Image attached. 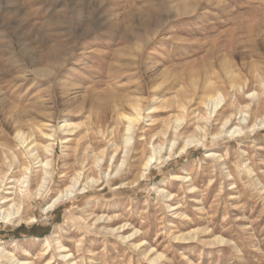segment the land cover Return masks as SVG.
<instances>
[{"label": "rangeland", "instance_id": "rangeland-1", "mask_svg": "<svg viewBox=\"0 0 264 264\" xmlns=\"http://www.w3.org/2000/svg\"><path fill=\"white\" fill-rule=\"evenodd\" d=\"M212 85L225 101L204 121ZM263 110L264 0H0V194L25 218L0 220V246L28 264H264Z\"/></svg>", "mask_w": 264, "mask_h": 264}, {"label": "bare ground", "instance_id": "bare-ground-1", "mask_svg": "<svg viewBox=\"0 0 264 264\" xmlns=\"http://www.w3.org/2000/svg\"><path fill=\"white\" fill-rule=\"evenodd\" d=\"M228 76H229V78H230V82L232 83V82H234V77L232 76V74L231 73H228ZM208 84H209V81H208ZM227 90V89H226ZM225 90V91H226ZM245 94V93H244ZM203 98V97H202ZM232 98V97H231ZM231 100V99H230ZM223 101H225V96L223 95V92L220 90V88H218V87H216V86H214V85H212V86H208V88H207V90H206V92H205V101H204V103H203V105L205 104V106L207 105V106H210L211 107V109H210V113H208V118L207 119H204V121L205 120H210V119H212V117H213V115L214 114H218V112H219V108H220V106H221V104L223 103ZM232 101V100H231ZM230 101V102H231ZM228 103V102H227ZM129 104L131 105V107L133 108V110H132V114L131 115H124V117H125V119L128 121V132H131V131H133V129L140 123V121H141V119H142V110H141V102L139 101V100H130V102H129ZM237 104V103H236ZM183 105V104H182ZM230 105V104H229ZM262 105H263V103H262ZM184 107H185V105H183ZM186 108V107H185ZM184 108V109H185ZM237 108V107H236ZM242 108V107H241ZM250 108V107H249ZM257 108V107H256ZM186 110V109H185ZM239 111V110H238ZM237 111V112H238ZM258 111V110H257ZM264 111V110H263ZM252 113V112H251ZM256 113V112H255ZM196 114V113H195ZM253 114V113H252ZM258 114H259V112H258ZM190 115V114H189ZM217 116V115H216ZM231 116V115H230ZM257 116V115H256ZM203 118V117H202ZM224 118V117H223ZM252 118H253V116H252ZM235 119H236V117H235ZM259 119V118H258ZM220 120V119H219ZM237 120V119H236ZM179 120H177V125L176 126H174V128H175V132H177V131H179V129L181 128V126H180V122H182V121H180V122H178ZM224 121V120H223ZM218 122V121H217ZM178 123H179V125H178ZM230 123V119H226L225 120V123L223 124V128H228L227 126H228V124ZM220 124H221V122H220ZM236 125V124H235ZM179 126H180V128H179ZM233 126V125H232ZM231 126V127H232ZM61 127V129L63 130V131H67V132H69V128H71V125L67 122V121H64L63 123H62V125L60 126ZM256 127V126H255ZM232 128H234V127H232ZM244 128V127H243ZM184 129V128H183ZM229 129V128H228ZM250 129V128H249ZM252 129V128H251ZM182 130V129H181ZM199 130H203L205 133H206V131L203 129V128H199ZM198 130V131H199ZM222 130H224V129H222ZM241 128H235V129H233V130H228L227 132H226V135L228 134H230L231 136H236V134L238 135V134H240L241 133ZM250 131V130H249ZM252 131H253V129H252ZM218 134V133H217ZM179 135H182V133L181 134H179ZM223 135V134H222ZM16 136L18 137V139H20V141L22 140V144L23 143H26L27 142V136H26V134H25V132H23L21 129H16ZM216 136V135H215ZM219 136H220V134H219ZM234 136V137H235ZM181 137V136H180ZM193 137V136H192ZM195 137V136H194ZM205 137V136H204ZM200 138H202V137H200ZM227 138V137H226ZM197 139H198V137H197ZM29 140H30V138H29ZM134 139H133V137L132 136H127L126 138H125V142H126V144H130L132 141H133ZM200 143V140L198 139L197 141H195V140H193V139H190V140H188L187 141V144L182 148V149H180L181 151H180V154H183V153H185L186 151H188L191 147H193V146H195V144H199ZM172 146H171V148H170V151H173V149H174V146H175V143H172L171 144ZM35 146H34V144L32 145V143H31V145H29V148H28V146H27V152H28V150H29V152L31 153V154H33L34 155V158H35V160L36 161H39V157L37 156V154L35 153V150L33 149ZM36 148V147H35ZM48 153H52L53 152V149H52V147L49 145V146H46L45 148H44ZM162 149L163 148H161V147H158L157 149H155L154 150V153H153V155L149 158V159H147V161H146V163L143 165V169H142V172H141V174H140V176H139V180L140 181H143L145 178H146V176L148 175V173L151 171V169L154 167V165H157L158 163H159V165L160 164H162L161 163V161H162V157H161V154H162ZM167 151V150H166ZM179 153V152H178ZM167 154V153H166ZM170 157H171V153H169V156L166 158V160H169L170 159ZM38 163V162H37ZM40 163V162H39ZM38 163V164H39ZM42 166L41 167H44L43 169H45L44 171H45V173H44V175L46 174V176H48L49 174H50V172H48L47 171V169L50 167V163L47 161V162H45V163H43L42 162V164H41ZM125 165H126V159L122 162V164H121V167H119L120 168V170L123 168V167H125ZM30 168V167H29ZM28 169V168H27ZM120 170H118L119 172H120ZM29 172V171H28ZM43 172V171H42ZM118 172V173H119ZM117 175V174H116ZM13 175H11L10 177L11 178H13L12 177ZM45 176V177H46ZM177 176V175H176ZM178 177V176H177ZM0 179H2V178H0ZM7 179V178H6ZM14 179V178H13ZM27 179V178H26ZM43 179V178H42ZM184 180H189V178H183ZM15 180V179H14ZM20 181H23V180H20ZM43 181V180H42ZM6 182V181H5ZM9 182V181H8ZM7 182V183H8ZM16 182V181H15ZM41 182V181H40ZM45 182H46V180H45ZM45 182H41V183H43V185L41 186V189L44 187V183ZM91 182H93V181H91ZM11 183H13V182H11ZM17 183V182H16ZM26 183V182H25ZM9 184V183H8ZM8 184H6L5 186H7ZM21 184H22V182H21ZM80 184V182L78 181V180H75L74 181V184L72 185V186H70L69 188H67L63 193H61V195L57 198V199H55L51 204H49L48 206H46L45 208H44V211H43V213L44 214H47V213H50V212H52V211H55V209H56V207H57V205L60 203V201H62L63 199H65V198H69V197H71V198H73L72 196H75V194H76V192L78 193L79 191L81 192L82 191V193H84L85 191H86V185H84V187L82 188V185L80 184V188L78 189V190H76V188H77V186ZM4 186V187H5ZM18 186H19V184H18ZM22 186V185H21ZM40 186V185H39ZM38 186V187H39ZM3 187V186H2ZM16 188H18V187H16ZM81 188H82V190H81ZM4 189V188H3ZM40 189V190H41ZM6 190V189H5ZM34 190V189H33ZM39 190V191H40ZM161 190V189H160ZM11 191V190H10ZM18 191V190H17ZM20 191V190H19ZM43 191V190H42ZM1 193V192H0ZM14 193V192H13ZM19 193V192H18ZM37 193V192H36ZM161 193H163V194H165V192L164 191H161ZM8 194V193H7ZM33 194H34V192H33ZM38 194V193H37ZM42 194V193H41ZM167 194V193H166ZM1 195H3V194H0V220L2 221V223L3 224H11V223H14L13 225H16V226H20L23 222H24V220H25V218H24V214H22L23 212L21 211V207L20 206H18L17 205V202L18 201H16V199L18 198V197H20L19 195H17L16 196V199L15 198H12V199H10V197H6V196H1ZM6 195V194H5ZM13 195V194H12ZM16 195V194H15ZM14 195V196H15ZM169 195V194H168ZM8 196V195H7ZM24 196V195H23ZM163 196V195H162ZM25 197V196H24ZM37 197V196H36ZM23 198V197H22ZM38 198V197H37ZM40 198V197H39ZM42 198V197H41ZM24 201H26V199H23ZM27 202V201H26ZM9 205V208L8 209H5V207L6 206H8ZM26 207V206H25ZM167 207H169V206H167ZM179 207V206H178ZM22 209H23V206H22ZM25 213V212H24ZM102 220V219H101ZM30 221H32V222H35L36 221V219H32V220H29V222ZM26 224V223H25ZM126 226V225H125ZM122 227V226H121ZM118 228V227H117ZM124 227H122V228H118V229H113L112 231H120L121 229H123ZM127 228V227H126ZM125 228V229H126ZM207 230H209L208 228H207ZM204 231H206V229L204 230ZM122 232V231H121ZM135 232V231H134ZM196 232V231H195ZM209 232H210V230H209ZM194 233V232H193ZM200 233V232H199ZM206 233V232H205ZM207 233H208V231H207ZM115 234V233H114ZM136 234V233H135ZM198 234V233H197ZM197 234H195V235H197ZM203 234V233H202ZM184 235V234H183ZM134 235H131V236H127V237H124V236H121L123 239H129V238H131V237H133ZM198 236V235H197ZM210 236V235H209ZM196 237V236H195ZM181 238V237H180ZM194 238V237H193ZM219 238V237H218ZM221 238V237H220ZM192 238H191V236L189 237V236H184V241H188V240H191ZM130 240V239H129ZM181 241L180 239H177V241ZM195 240V239H194ZM207 240V239H206ZM205 240V241H206ZM216 240V239H215ZM219 240V239H218ZM136 241V240H135ZM183 241V240H182ZM181 241V242H182ZM193 241V240H192ZM139 242V241H138ZM189 242V241H188ZM199 242V241H198ZM219 242V241H218ZM221 242V241H220ZM219 242V243H220ZM226 241H224L223 243H225ZM137 243V242H136ZM205 243V242H204ZM208 243H210V241H208ZM212 243V242H211ZM214 243L215 242H213L212 244L214 245ZM223 243H222V245H223ZM59 244V246H58V250H59V252L62 254V253H64V251H65V247L63 246V245H60V243H58ZM135 244V243H134ZM144 244V243H143ZM185 244V243H184ZM142 244L140 243V244H135V247L136 248H138V247H140ZM189 245V244H188ZM210 245V244H209ZM134 247V246H133ZM47 248L49 249L50 247L49 246H47ZM236 248V247H235ZM146 251H148V250H146ZM30 253V252H29ZM145 255V254H144ZM71 255L70 254H67V255H63L62 254V257L64 258V259H67V258H69ZM153 257H155V256H153ZM160 257V256H159ZM159 257H156V258H154L153 259V261H158L159 260ZM148 260V259H147ZM152 260V259H151ZM0 261H3L5 264H28L26 261H20V260H18L17 258H16V256L14 255V253H12L8 248H6V247H4V246H0ZM73 264V263H72ZM155 264V263H154Z\"/></svg>", "mask_w": 264, "mask_h": 264}]
</instances>
